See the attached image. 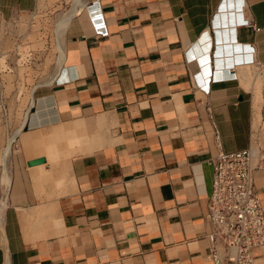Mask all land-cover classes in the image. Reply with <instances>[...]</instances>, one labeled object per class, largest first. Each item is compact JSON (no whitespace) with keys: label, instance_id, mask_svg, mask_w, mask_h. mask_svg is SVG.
Segmentation results:
<instances>
[{"label":"crops","instance_id":"crops-1","mask_svg":"<svg viewBox=\"0 0 264 264\" xmlns=\"http://www.w3.org/2000/svg\"><path fill=\"white\" fill-rule=\"evenodd\" d=\"M82 1L0 123V264H212L215 132L226 152L264 133V0ZM253 178L264 214V168Z\"/></svg>","mask_w":264,"mask_h":264},{"label":"built area","instance_id":"built-area-1","mask_svg":"<svg viewBox=\"0 0 264 264\" xmlns=\"http://www.w3.org/2000/svg\"><path fill=\"white\" fill-rule=\"evenodd\" d=\"M248 64L262 67L255 59ZM214 78L209 76L202 85L206 92ZM215 141L218 149L208 160L213 178L204 215L207 257L212 264H257L255 251L264 247V214L253 173L264 168V133L252 132L248 147L238 151H223L216 132Z\"/></svg>","mask_w":264,"mask_h":264},{"label":"rangeland","instance_id":"rangeland-1","mask_svg":"<svg viewBox=\"0 0 264 264\" xmlns=\"http://www.w3.org/2000/svg\"><path fill=\"white\" fill-rule=\"evenodd\" d=\"M7 2L0 0L5 12ZM72 6L73 0H39L33 12L0 17V123L21 116L33 86L55 66L63 37L57 23Z\"/></svg>","mask_w":264,"mask_h":264},{"label":"bare ground","instance_id":"bare-ground-1","mask_svg":"<svg viewBox=\"0 0 264 264\" xmlns=\"http://www.w3.org/2000/svg\"><path fill=\"white\" fill-rule=\"evenodd\" d=\"M82 5H83V1L82 0H73L72 8L69 11H67L65 14H63L62 17H60V19H59V21L57 23L58 29H60V30H62L64 32V30L66 29V27L69 24V21H70L71 17L82 7ZM59 49H60V52H61L62 47L60 46ZM11 141L12 140L10 139V142Z\"/></svg>","mask_w":264,"mask_h":264},{"label":"water","instance_id":"water-1","mask_svg":"<svg viewBox=\"0 0 264 264\" xmlns=\"http://www.w3.org/2000/svg\"><path fill=\"white\" fill-rule=\"evenodd\" d=\"M44 161H45V159L43 157H40V158L28 161L27 164L28 165H34V164L43 163Z\"/></svg>","mask_w":264,"mask_h":264}]
</instances>
